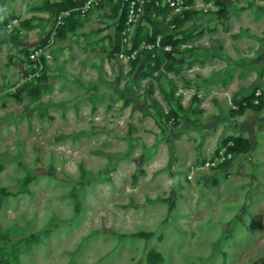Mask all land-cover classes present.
<instances>
[{"label": "rangeland", "instance_id": "rangeland-1", "mask_svg": "<svg viewBox=\"0 0 264 264\" xmlns=\"http://www.w3.org/2000/svg\"><path fill=\"white\" fill-rule=\"evenodd\" d=\"M66 2L0 0V264H264V0L133 58L104 1L37 68Z\"/></svg>", "mask_w": 264, "mask_h": 264}, {"label": "built area", "instance_id": "built-area-1", "mask_svg": "<svg viewBox=\"0 0 264 264\" xmlns=\"http://www.w3.org/2000/svg\"><path fill=\"white\" fill-rule=\"evenodd\" d=\"M77 4L63 8L60 10H55L53 15V20L50 28V36L45 44H38L31 48L26 54V60L28 62H33L35 67H40V59L44 55V49L46 45L52 44L55 34L58 32V28L66 23L67 18H69L73 12H77L80 16H85L92 8L97 7L104 1L109 0H74ZM120 4L119 12L124 10L125 21L124 25L120 31V42L122 46H126V49L119 52V56H125L127 58H133L137 51H149L150 55H154V50L157 48H162V50L172 49V45L169 41L166 44H162L163 34L157 33L152 40L142 39L139 49H133V41L137 32L138 26L142 23L145 18V11L147 7H151V16L157 21H163L168 23L170 28H175L177 26L174 16L179 15L180 18L184 17L182 12L185 9L190 8V3L188 0H113ZM148 26L151 29L150 23Z\"/></svg>", "mask_w": 264, "mask_h": 264}, {"label": "trees", "instance_id": "trees-1", "mask_svg": "<svg viewBox=\"0 0 264 264\" xmlns=\"http://www.w3.org/2000/svg\"><path fill=\"white\" fill-rule=\"evenodd\" d=\"M188 1L190 2L191 0H188ZM113 3L118 4L119 8H120V4L117 1H114ZM75 4H77L76 1L67 0V2L65 4H63L60 7H58V9L56 8V10L58 11V10L63 9V8H68V7H71V6L75 5ZM150 10H151V7H147V9L145 11L146 12L145 15H147L146 18L148 19V21L150 23L151 29H150V31H148V32H146L144 34L143 33L141 34L142 30H140V25H139L138 28H137V32H136L134 41H133L134 46L135 45L137 46L141 42L142 39H146V40L154 39V37H155V35L157 33H162L163 34V40H162V44L163 45L166 44L168 41H169V43L172 41L171 40L172 34H170L171 32L169 31V32L165 33L161 29L162 28L161 26H165V27L169 26L168 23H164L163 21H157L155 18H153L151 16ZM189 10H190V8L189 9H185V10L182 11L184 13V17L189 12ZM119 13H120L119 14L120 17H119V20H118L119 22H118V26H117V38H116L117 44H121V42H120V31H121V29H122V27L124 25V21H125V13H124L123 8H122V10ZM83 17L84 16H80L79 14H77V12H73L72 15L69 18H67L66 23L58 28V30H57L58 32L55 34V36L56 37L60 36V34L64 30V27L68 23V21L80 19V18H83ZM184 17L180 18L179 15L174 16V20L176 21L177 26L175 28H173V29H176V28H178L181 25ZM10 19H12V18H10ZM26 23L28 24L29 21L26 20ZM169 51L170 50H166L167 53H169ZM143 52L145 54H147V57H151L149 51H143ZM235 143L237 145H239L240 147L243 145V141L238 139V138L235 139Z\"/></svg>", "mask_w": 264, "mask_h": 264}, {"label": "crops", "instance_id": "crops-1", "mask_svg": "<svg viewBox=\"0 0 264 264\" xmlns=\"http://www.w3.org/2000/svg\"><path fill=\"white\" fill-rule=\"evenodd\" d=\"M196 1H197V0H191L190 5H195Z\"/></svg>", "mask_w": 264, "mask_h": 264}, {"label": "bare ground", "instance_id": "bare-ground-1", "mask_svg": "<svg viewBox=\"0 0 264 264\" xmlns=\"http://www.w3.org/2000/svg\"><path fill=\"white\" fill-rule=\"evenodd\" d=\"M117 131V130H116ZM155 169V168H154ZM54 173V172H53ZM62 175V174H61ZM104 177V176H103ZM30 184H31V182H30ZM86 184V183H85ZM122 184V183H121ZM72 188V187H71ZM108 191V190H107ZM48 194V193H47ZM50 195V194H49ZM59 195V194H58ZM104 196V195H103ZM104 201V200H103ZM63 217V216H62ZM204 218V217H203ZM111 219V218H110ZM93 230V229H92ZM108 230V229H107ZM105 231H106V229H105Z\"/></svg>", "mask_w": 264, "mask_h": 264}]
</instances>
